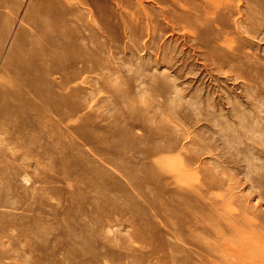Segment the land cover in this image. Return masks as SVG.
I'll list each match as a JSON object with an SVG mask.
<instances>
[{
	"label": "rangeland",
	"instance_id": "1",
	"mask_svg": "<svg viewBox=\"0 0 264 264\" xmlns=\"http://www.w3.org/2000/svg\"><path fill=\"white\" fill-rule=\"evenodd\" d=\"M0 264H264V0H0Z\"/></svg>",
	"mask_w": 264,
	"mask_h": 264
},
{
	"label": "bare ground",
	"instance_id": "2",
	"mask_svg": "<svg viewBox=\"0 0 264 264\" xmlns=\"http://www.w3.org/2000/svg\"><path fill=\"white\" fill-rule=\"evenodd\" d=\"M177 247H178V245H177ZM191 254H192L191 248H187V255H188V257H191Z\"/></svg>",
	"mask_w": 264,
	"mask_h": 264
}]
</instances>
